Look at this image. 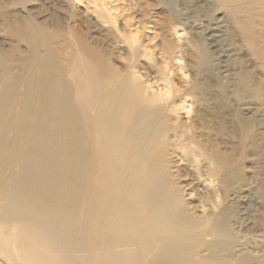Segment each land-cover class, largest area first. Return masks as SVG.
Instances as JSON below:
<instances>
[{"label":"bare ground","instance_id":"6f19581e","mask_svg":"<svg viewBox=\"0 0 264 264\" xmlns=\"http://www.w3.org/2000/svg\"><path fill=\"white\" fill-rule=\"evenodd\" d=\"M34 1L0 7V264H264V0L211 3L229 21L198 31L208 44L187 65L199 73L182 96L189 123L166 67L169 91L155 93L137 43L94 34L116 18L65 0V29L50 30ZM155 1L174 11L171 0L135 6L157 22ZM160 25L173 58L184 24ZM218 37L235 59L210 49ZM191 174L209 180L213 205L192 199ZM253 194L257 233L242 214Z\"/></svg>","mask_w":264,"mask_h":264},{"label":"rangeland","instance_id":"374dc122","mask_svg":"<svg viewBox=\"0 0 264 264\" xmlns=\"http://www.w3.org/2000/svg\"><path fill=\"white\" fill-rule=\"evenodd\" d=\"M10 4L12 0H0V7H4V4ZM63 1L65 0H35L34 2H30L27 4V10L31 11L32 15L36 16L34 13V9L41 10L42 16L44 18L51 19L48 25L50 30L62 31L65 29L64 24H59L64 17L65 13L62 9ZM96 1V2H94ZM151 2L153 0H150ZM174 3V11L166 12L160 9L157 6V1L154 2L156 5V13L157 22L149 19L144 13H142L136 6V0H79L75 1L73 4V9L83 17H95L97 19L98 13H105L111 19L116 18V23L113 26L104 25L101 26V21L93 23V31L95 35H105L107 34V28H115L119 32V34L125 37V42L123 48H130L129 44L132 46H136L139 48V52L136 54L137 61L136 63L139 65V70L141 74L139 75L143 82H147L151 91L155 93L160 92H168L169 88L166 86V82L164 81L166 77H163L161 74V70L163 67L167 68V77H170V80L173 82L175 88L180 92L178 97L175 98L177 105L180 110L177 111V116L179 117L180 122L186 123L190 122V118L192 113H188L187 110L182 109L181 102H184V98H182L185 90L188 89L194 82V78L199 74L194 68L190 66L187 68L195 56L199 55L200 45H207L208 42L202 40V35L198 31L204 29L205 25H214V24H225L228 22V18L223 14L222 10L213 11L211 10V3L213 4V0H171ZM68 2V0H67ZM210 2V3H209ZM161 6V5H160ZM163 7V6H161ZM15 10L19 11L20 8L17 6ZM111 15V16H110ZM56 16V18H55ZM172 17L174 20L176 17L181 19L183 25H178L182 31L179 32L180 42L177 44V53L172 58L169 56V51L166 45L163 44L161 39V23H163L165 18ZM42 19V18H41ZM44 20V19H43ZM198 32V33H197ZM1 26H0V35H1ZM219 35V34H218ZM221 36V34L219 35ZM221 37L216 38V42L212 44L210 47L211 50L223 51L226 49V54H233L230 58L235 59L236 52L235 48L228 46V42H220ZM0 42H3L0 40ZM3 44V43H2ZM223 45V47H221ZM122 48V51L124 50ZM234 52V53H233ZM135 56V55H134ZM132 56L131 50L125 51L123 55H121V62L123 65H130L135 59ZM181 58L182 60H179ZM183 64L185 65V70L187 74L184 73L182 69ZM201 79L204 80L203 73H201ZM199 79V78H198ZM189 148V147H185ZM189 150H186L188 153ZM177 161L178 165L185 166V159L183 156L179 155L174 157ZM192 171L194 169L190 168ZM184 176H187L188 170H185ZM197 173V172H196ZM206 174V173H205ZM204 174V175H205ZM203 175V174H202ZM208 176V175H207ZM249 182L260 181L258 177L249 175ZM192 181V199L199 200L202 204L213 205V195H209L210 192L205 190L209 187V180H206L202 177L190 175ZM189 180V177L186 178ZM256 187H254L253 191H255ZM200 191V192H199ZM254 195V194H253ZM202 196H205L207 200H201ZM218 200H223L226 195L223 193L215 194ZM251 200L253 204L248 203L243 211L244 217L248 219V224L250 227H253L252 232L257 233L261 230V228L257 229L254 227L260 217V210L262 209L261 201L257 200L256 196H251ZM250 217V218H249Z\"/></svg>","mask_w":264,"mask_h":264}]
</instances>
